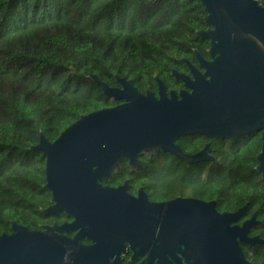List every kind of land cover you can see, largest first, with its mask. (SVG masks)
<instances>
[{
    "label": "water",
    "instance_id": "1",
    "mask_svg": "<svg viewBox=\"0 0 264 264\" xmlns=\"http://www.w3.org/2000/svg\"><path fill=\"white\" fill-rule=\"evenodd\" d=\"M200 1L206 27L196 34L208 38L209 58L195 49L203 72L188 60L193 77L173 70L189 91L171 89L167 94L156 76V95L149 86L142 92L124 75L116 77L119 85H109L93 74L104 95L122 101L81 113L53 140L40 132L32 148L45 156L44 186L53 202L46 210L60 208L82 218L91 214L93 226L100 228L96 233L127 234L130 244L148 247L156 241L155 230L137 237L142 224H169L174 259L178 251L188 264H253L241 243H264V238L249 234L258 222L255 214L237 222L245 204L220 211L214 200L176 197L136 207L125 184L99 182L120 168L123 157L133 168L139 153L152 150L170 151L187 162L216 160L207 143L194 154H184L175 142L178 136L230 138L254 130L262 131L256 168L264 180V0ZM159 240L163 242V235ZM102 248L60 235L54 226L32 229L12 221L11 231L0 233V264H99Z\"/></svg>",
    "mask_w": 264,
    "mask_h": 264
},
{
    "label": "trees",
    "instance_id": "2",
    "mask_svg": "<svg viewBox=\"0 0 264 264\" xmlns=\"http://www.w3.org/2000/svg\"><path fill=\"white\" fill-rule=\"evenodd\" d=\"M205 14L200 0H0V233L10 232L12 221L36 227L39 208L49 202L45 156L32 148L40 132L53 140L81 113L117 102L92 75L109 85L124 75L139 90L154 88L156 76L169 83L182 58L204 51L196 32L206 27ZM178 141L186 152L209 141L216 163L202 159L195 179L182 171L157 177L161 193L214 198L220 211L245 204L242 218L255 214L259 221L249 234L264 238L260 132L194 133ZM160 154L164 172L188 168ZM241 246L253 264H264V243Z\"/></svg>",
    "mask_w": 264,
    "mask_h": 264
},
{
    "label": "flooded vegetation",
    "instance_id": "3",
    "mask_svg": "<svg viewBox=\"0 0 264 264\" xmlns=\"http://www.w3.org/2000/svg\"><path fill=\"white\" fill-rule=\"evenodd\" d=\"M200 37L202 39H205V42L207 44L204 47V51L202 52L200 50L199 51L203 57L208 59L209 55L207 53V47L209 45L208 44L209 40L208 38H204L202 36ZM182 60L183 63L182 65H180L181 69H175V68L172 69L171 77L168 79L169 83H167L165 80L160 78L165 84V92L167 94H169V90L171 89H174L177 93L182 88H185L188 91L190 90L185 86L183 79L181 77H177L173 73V70H176L177 72L188 75L190 77H193L190 67L191 65L197 67L201 72H203L204 70V68L199 64L195 56V51H194V57L192 59L182 58ZM186 60H188L191 65ZM151 90L154 92V94L156 95L158 94L157 80L155 87L151 88ZM141 91L144 92L145 90H141ZM121 101L122 99L117 100L116 103H119ZM254 131L260 132V139H261L262 131L261 130H254ZM254 131H250V132H254ZM250 132H246V134ZM190 134H194V133L181 135L176 138L175 142L178 144L179 147L180 145L178 140ZM210 138H214V137H210ZM206 143L208 144V148H209L207 152L212 156H214V154H212L211 152L210 142L206 141L204 145ZM204 145L194 152H186L183 151L182 149L181 150L184 154H194L200 151L204 147ZM160 152L161 150L158 153H155L152 150L149 155L145 153H139L136 156V162L133 165L134 166L133 168L129 163V158L123 157L119 161L120 168L118 170L113 169L111 175L107 179L105 178L100 179L99 180L100 184L108 185L111 187H117L119 185L125 184V191L133 198V204L136 207L140 205L145 206L146 203L148 202H161L176 197H191V198L201 199L204 201L214 200L215 202L214 206L217 209L216 201L214 198L204 199L203 197L197 196L196 194H177L175 196H169V195L165 196L167 193L162 194L161 193L162 190L160 189V186H156L157 177H160L170 172H174L175 175H179L180 171H182L181 173L182 175L190 176L191 179H195L199 177L202 173L201 169L199 168L200 167L199 162H201L202 159L187 162L184 158L176 155L175 153H172L170 151H162V152H169L172 156L173 155L176 156L182 162H184L185 165L188 166V168L184 170L179 169L177 171L173 169L164 172L163 167H160L158 164L159 161H161L160 156H162ZM164 156L167 157L168 155L164 153L163 157ZM207 160H211V159H207ZM211 161L216 163V160H211ZM159 194H161V196ZM51 197L52 194L50 192L49 202L45 206H41L39 208L40 210L39 221L37 222V226L32 229H43L45 226H54V230L58 234L68 238L74 237L81 244L84 245L99 244L103 246V248L100 249L98 252V254L100 255L99 264H188L186 262L185 257L182 254H180L178 251L175 252L178 258L174 259L172 257L171 254L172 249L170 247L169 241L167 240L168 239L167 230L169 228V224H162L156 221H152L149 224H142V226L140 227L142 232L136 233L137 237L144 236L146 234L145 231H151L152 233V230H155L152 235L153 237H156V241L153 238V242L151 241L149 247L148 245H140L138 242H133L131 243L132 244L131 245L125 239L127 237V234H115L116 235L115 236L108 233H96V231L100 228L93 226V220L91 214H89L88 218H82V217H76L74 214H69L64 209H60V208H56L54 210H46L48 206L53 204V202L51 201ZM243 214L238 219L239 220L238 223H241L244 219H246V217L242 218ZM161 235H163L162 243H160L159 240ZM116 238H118L119 240H117Z\"/></svg>",
    "mask_w": 264,
    "mask_h": 264
},
{
    "label": "built area",
    "instance_id": "4",
    "mask_svg": "<svg viewBox=\"0 0 264 264\" xmlns=\"http://www.w3.org/2000/svg\"><path fill=\"white\" fill-rule=\"evenodd\" d=\"M260 3V1H258Z\"/></svg>",
    "mask_w": 264,
    "mask_h": 264
}]
</instances>
